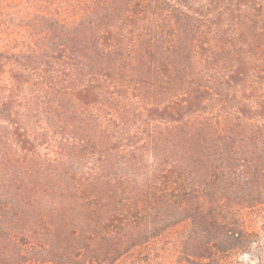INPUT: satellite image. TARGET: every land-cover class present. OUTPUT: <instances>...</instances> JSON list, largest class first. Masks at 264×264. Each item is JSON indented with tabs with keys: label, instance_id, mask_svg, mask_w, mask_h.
I'll return each instance as SVG.
<instances>
[{
	"label": "trees",
	"instance_id": "1",
	"mask_svg": "<svg viewBox=\"0 0 264 264\" xmlns=\"http://www.w3.org/2000/svg\"><path fill=\"white\" fill-rule=\"evenodd\" d=\"M264 204V0H0V264H116L189 223L229 264Z\"/></svg>",
	"mask_w": 264,
	"mask_h": 264
},
{
	"label": "rangeland",
	"instance_id": "2",
	"mask_svg": "<svg viewBox=\"0 0 264 264\" xmlns=\"http://www.w3.org/2000/svg\"><path fill=\"white\" fill-rule=\"evenodd\" d=\"M240 223L248 235L243 247L227 254L229 264H264V204L242 210ZM189 223L170 228L164 235L148 244L134 248L116 264H185L181 241L186 237Z\"/></svg>",
	"mask_w": 264,
	"mask_h": 264
}]
</instances>
